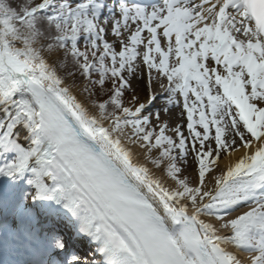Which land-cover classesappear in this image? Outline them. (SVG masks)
I'll use <instances>...</instances> for the list:
<instances>
[{
	"label": "snow or ice",
	"instance_id": "obj_1",
	"mask_svg": "<svg viewBox=\"0 0 264 264\" xmlns=\"http://www.w3.org/2000/svg\"><path fill=\"white\" fill-rule=\"evenodd\" d=\"M0 112V231L39 264H264V0H0Z\"/></svg>",
	"mask_w": 264,
	"mask_h": 264
},
{
	"label": "bare ground",
	"instance_id": "obj_2",
	"mask_svg": "<svg viewBox=\"0 0 264 264\" xmlns=\"http://www.w3.org/2000/svg\"><path fill=\"white\" fill-rule=\"evenodd\" d=\"M69 83H70V82H69ZM133 84H134V87H135V86H136V85H135V81L133 82ZM73 90L76 92L77 95H80V92L78 91V89L74 88ZM158 92H159V91H158ZM142 94H143V93H141L140 95H142ZM174 112H175V118H174V120L172 121V123L175 124V123H177V122H181V120L179 119V110L174 109ZM2 115H3V113L0 112V116H2ZM185 134H187L186 129H185ZM21 142H22V143H25V145H26V142H24L23 140H22ZM237 155H239V153H237ZM223 164H224V161H221V166H223ZM3 183H4V180H1V179H0V185H2ZM246 208H247V206H242L241 209H238V212H239V211H242V210H246ZM85 241H86V242H89V243L92 244V246H93L92 250L96 248V246H95L94 243L88 241L87 239H85ZM225 247L227 248L228 251H230V252H232L234 255H236L237 258L241 260L242 264H250V259H249V258H250L251 255H254V254H255V253H249V252H247V251H242V250L236 249L234 246H231V245H229V246H225ZM92 250H91V251H92ZM83 258H84V259H88L85 255L83 256ZM97 261H98V260H97Z\"/></svg>",
	"mask_w": 264,
	"mask_h": 264
},
{
	"label": "rangeland",
	"instance_id": "obj_3",
	"mask_svg": "<svg viewBox=\"0 0 264 264\" xmlns=\"http://www.w3.org/2000/svg\"><path fill=\"white\" fill-rule=\"evenodd\" d=\"M83 46V42H81L80 43V47H82ZM70 83H72L71 81H69ZM76 89H78V88H76ZM78 91H79V89H78ZM155 91H160L159 90V88L157 87L156 89H155ZM131 96H132V93L131 92H125V95H124V100L125 101H128L130 98H131ZM140 98H141V101H143L144 100V95L142 94V95H140ZM177 110H179V109H177ZM177 123H181V122H177ZM168 135H171L172 133L171 132H169V133H167ZM0 163H3V158H0ZM183 175H187L188 177H189V179H190V181H191V183L194 185L195 184V176H196V170H195V162H194V160H193V158H192V156L191 155H189V157H188V164H187V169H186V171L184 172V173H182V176Z\"/></svg>",
	"mask_w": 264,
	"mask_h": 264
},
{
	"label": "trees",
	"instance_id": "obj_4",
	"mask_svg": "<svg viewBox=\"0 0 264 264\" xmlns=\"http://www.w3.org/2000/svg\"><path fill=\"white\" fill-rule=\"evenodd\" d=\"M17 2H19V0H17ZM75 83L76 84H82L83 82L80 80V77L77 76L76 79H75Z\"/></svg>",
	"mask_w": 264,
	"mask_h": 264
}]
</instances>
